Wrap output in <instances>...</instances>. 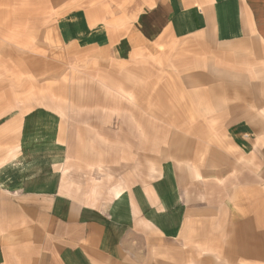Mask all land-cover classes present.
<instances>
[{
  "label": "crops",
  "instance_id": "obj_1",
  "mask_svg": "<svg viewBox=\"0 0 264 264\" xmlns=\"http://www.w3.org/2000/svg\"><path fill=\"white\" fill-rule=\"evenodd\" d=\"M258 163L264 0H0V264H230Z\"/></svg>",
  "mask_w": 264,
  "mask_h": 264
},
{
  "label": "rangeland",
  "instance_id": "obj_2",
  "mask_svg": "<svg viewBox=\"0 0 264 264\" xmlns=\"http://www.w3.org/2000/svg\"><path fill=\"white\" fill-rule=\"evenodd\" d=\"M257 177L254 179V181L256 182V185H258V183L260 184V186L263 188V191H264V164L263 163H258L257 164ZM244 178V177H243ZM241 180H249V178L246 179V177L244 179H241ZM236 207L239 208L238 210V214L243 217L245 216L246 214H248V210L245 209L243 207V203L240 202L239 205H237ZM236 214V213H235ZM234 214V216H235ZM233 216V217H234ZM247 216V215H246ZM252 216V215H251ZM224 232L225 233H234V234H253L255 233L257 235L256 237V240L253 241V242H244V243H241L239 241H233V242H226V243H213V246H216L215 248L217 249V246H218V250H222V245H224L225 247V244L227 247L230 248V251L228 249V254L230 252V255H232L233 257H229V259H226L230 262V264H249L247 263L246 261L247 260H243V261H240L241 258L238 257L239 254H241V252H243L245 249H252V250H255V254H252L250 252H244L246 255L249 254L250 255V258H253L256 260V264H263V260L264 258L262 257V255L264 254V227L262 226H252V225H246V226H225L224 227ZM259 234H262V237H261V240L260 237L258 236ZM248 245H250V247L248 248ZM245 248H244V247ZM241 249H244L241 251ZM251 250V251H252ZM208 261H207V264H229V263H225L223 262V257L222 258H216V256L212 255V254H208ZM225 259V258H224Z\"/></svg>",
  "mask_w": 264,
  "mask_h": 264
}]
</instances>
